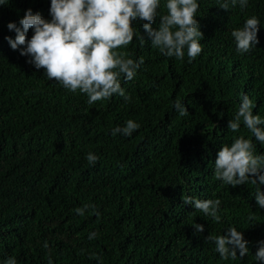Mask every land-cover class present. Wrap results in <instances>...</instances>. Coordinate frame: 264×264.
Here are the masks:
<instances>
[{
    "label": "trees",
    "instance_id": "obj_1",
    "mask_svg": "<svg viewBox=\"0 0 264 264\" xmlns=\"http://www.w3.org/2000/svg\"><path fill=\"white\" fill-rule=\"evenodd\" d=\"M197 3L203 37L194 60L187 49L182 60L161 54L137 19L133 41L118 49L144 61L133 80L121 77L130 99L114 94L89 104L85 94L49 80L30 56H21L26 45L13 50L5 39H15L7 25L21 27L28 9L50 21V0H2L0 264L9 257L17 264H261L255 253L264 241V208L256 204V186L226 185L215 178L214 162L222 146L241 136L252 140L255 155H264V144L243 123L238 132L227 128L244 94L253 115L264 119V0L228 11L220 8L223 0ZM165 5L160 0L154 30ZM253 16L259 42L238 54L231 32ZM25 35L30 39L33 29ZM176 100L187 115L179 116ZM129 119L140 125L131 136L111 134ZM89 152L98 157L94 165ZM183 196L219 199L220 222L184 204ZM85 204L100 215L76 214ZM230 226L242 232L249 251L221 260L206 237L224 235ZM92 232L98 235L89 240ZM92 253L99 259H90Z\"/></svg>",
    "mask_w": 264,
    "mask_h": 264
},
{
    "label": "clouds",
    "instance_id": "obj_2",
    "mask_svg": "<svg viewBox=\"0 0 264 264\" xmlns=\"http://www.w3.org/2000/svg\"><path fill=\"white\" fill-rule=\"evenodd\" d=\"M2 3V0H0ZM248 0H223L220 8L228 11L230 6L241 9L247 6ZM160 0H50L51 20L46 21L39 13L33 14L31 9L25 11L19 21L8 23L7 28L14 30L13 40L6 37L11 49L26 45L21 56H30L29 63L36 69H44L49 80L59 82L72 93L79 91L88 97L87 102L94 104L107 100L114 94L130 97L121 87V77L131 81L137 70L143 64V58L138 61L129 58V53L118 49L127 47L134 39L136 32L132 22L139 19L144 21V30L151 39V46L166 57L182 60L187 49L189 60H194L201 52L200 40L203 33L199 30L196 13L199 9L197 0H166V14L160 16L158 29L151 27L157 17ZM259 20L253 16L246 19L242 28L231 32L238 54L250 51L259 41L257 39ZM33 29L30 39L25 33ZM174 109L179 116L188 114L180 100H176ZM254 104L247 94L241 98L238 111L233 120L228 121L227 128L232 132L240 130L241 123L255 140L264 144V119L253 115ZM140 125L129 119L125 126L112 129V135L131 136ZM255 146L251 139L243 136L236 138L230 146H222L214 162L215 178L233 187L251 183L256 186L255 201L259 208H264V155L254 154ZM89 164L94 165L98 157L89 152L86 156ZM254 177V178H250ZM184 204H191L194 209L204 216L211 217L214 222H220L218 214L221 201L219 199H194L183 196ZM91 209V214L100 213L94 205L85 204L74 209L75 213L84 216ZM255 217L250 215L249 220ZM197 233L204 231L201 224L192 225ZM98 233L92 232L88 239L96 238ZM206 240L213 241L215 250L221 260L237 259L248 254L247 241L242 232L235 227H229L224 235H208ZM231 245L232 247H229ZM48 248L47 242L43 245ZM90 259H99L95 253ZM255 259L264 264V241L255 253ZM5 264H17L14 257H9ZM49 264H52L49 259Z\"/></svg>",
    "mask_w": 264,
    "mask_h": 264
}]
</instances>
